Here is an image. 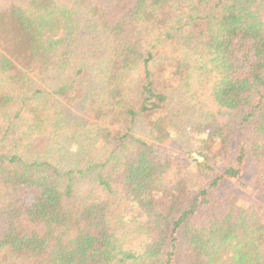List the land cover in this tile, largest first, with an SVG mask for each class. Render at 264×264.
Here are the masks:
<instances>
[{
	"label": "trees",
	"instance_id": "obj_1",
	"mask_svg": "<svg viewBox=\"0 0 264 264\" xmlns=\"http://www.w3.org/2000/svg\"><path fill=\"white\" fill-rule=\"evenodd\" d=\"M0 264H264V0H0Z\"/></svg>",
	"mask_w": 264,
	"mask_h": 264
},
{
	"label": "rangeland",
	"instance_id": "obj_2",
	"mask_svg": "<svg viewBox=\"0 0 264 264\" xmlns=\"http://www.w3.org/2000/svg\"><path fill=\"white\" fill-rule=\"evenodd\" d=\"M192 130V128H191ZM136 136H145L144 130L141 126L136 128L134 132ZM205 133L203 130L185 129L184 132L179 134L178 138L169 142L166 141L160 148L162 153L171 154L175 157L183 159L188 152H195L200 146L199 141L205 139ZM195 157V156H194ZM241 189L240 187L238 188ZM243 190V189H242ZM245 192V190H243Z\"/></svg>",
	"mask_w": 264,
	"mask_h": 264
}]
</instances>
